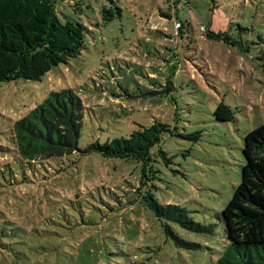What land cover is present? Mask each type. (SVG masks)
Masks as SVG:
<instances>
[{
    "label": "rangeland",
    "instance_id": "rangeland-1",
    "mask_svg": "<svg viewBox=\"0 0 264 264\" xmlns=\"http://www.w3.org/2000/svg\"><path fill=\"white\" fill-rule=\"evenodd\" d=\"M114 7L120 16L104 21L102 10ZM55 11L86 28L80 55L38 82L0 83V214L16 225L8 235L27 239L16 255L2 251L0 264H215L244 137L264 124V0H65ZM207 27L232 44L207 39ZM61 90L82 102L80 150L155 121L168 125L171 134L150 150L157 173L143 193L184 208L213 233L169 223L166 233L135 193L134 161L78 153L32 168L12 162L9 177L13 123ZM221 103L233 122L216 121Z\"/></svg>",
    "mask_w": 264,
    "mask_h": 264
},
{
    "label": "trees",
    "instance_id": "trees-1",
    "mask_svg": "<svg viewBox=\"0 0 264 264\" xmlns=\"http://www.w3.org/2000/svg\"><path fill=\"white\" fill-rule=\"evenodd\" d=\"M58 1L65 0H0V83L38 82L53 68L80 55L87 30L77 22H60L55 11ZM114 10L115 13L111 8H104L103 20L119 17L120 10L117 7ZM178 24L180 35L182 25ZM205 36L232 44L227 33L213 32L208 27ZM172 88V83L167 80L164 91ZM82 109L77 95L71 90H61L51 92L40 105L14 122L11 127L14 152L11 154L6 150V154L13 158L4 166L8 176H13L12 162L20 169L25 165L32 168L78 153L96 152L104 159L134 161L141 164L135 193L141 196L154 217L163 221L161 225L166 233H170L168 223L190 232L213 233L212 225L195 223L184 208L162 206L150 190L143 193L144 187L157 173L151 166L150 150L159 145L163 135L171 134L168 125L155 121L148 127L140 126L127 137L107 140L104 144L94 143L80 150ZM213 115L218 122L234 121L233 112L223 103L217 105ZM242 154L244 165L240 183L221 212L226 245L215 264H264V124L246 134ZM158 155L165 165L170 163L163 151L160 150ZM23 181L24 177L19 183ZM15 226L0 214V253L5 251L16 255L17 247L26 246L27 239L20 238L18 242V237L7 234L11 231L7 227ZM182 246L195 247L183 242Z\"/></svg>",
    "mask_w": 264,
    "mask_h": 264
},
{
    "label": "built area",
    "instance_id": "built-area-1",
    "mask_svg": "<svg viewBox=\"0 0 264 264\" xmlns=\"http://www.w3.org/2000/svg\"><path fill=\"white\" fill-rule=\"evenodd\" d=\"M175 26H176V28H179V24H178V23H176V25H175Z\"/></svg>",
    "mask_w": 264,
    "mask_h": 264
}]
</instances>
